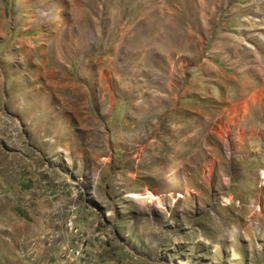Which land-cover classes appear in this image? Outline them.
Instances as JSON below:
<instances>
[{
	"label": "rangeland",
	"instance_id": "374dc122",
	"mask_svg": "<svg viewBox=\"0 0 264 264\" xmlns=\"http://www.w3.org/2000/svg\"><path fill=\"white\" fill-rule=\"evenodd\" d=\"M263 173L264 0H0V264H264Z\"/></svg>",
	"mask_w": 264,
	"mask_h": 264
},
{
	"label": "built area",
	"instance_id": "2783aa9c",
	"mask_svg": "<svg viewBox=\"0 0 264 264\" xmlns=\"http://www.w3.org/2000/svg\"><path fill=\"white\" fill-rule=\"evenodd\" d=\"M71 251H72V252H74V251H75V252H74V254H76V255H77V257H78V256H80V251H78V250H71Z\"/></svg>",
	"mask_w": 264,
	"mask_h": 264
},
{
	"label": "bare ground",
	"instance_id": "6f19581e",
	"mask_svg": "<svg viewBox=\"0 0 264 264\" xmlns=\"http://www.w3.org/2000/svg\"><path fill=\"white\" fill-rule=\"evenodd\" d=\"M264 174V173H263Z\"/></svg>",
	"mask_w": 264,
	"mask_h": 264
}]
</instances>
